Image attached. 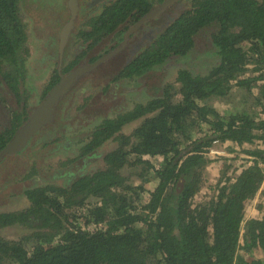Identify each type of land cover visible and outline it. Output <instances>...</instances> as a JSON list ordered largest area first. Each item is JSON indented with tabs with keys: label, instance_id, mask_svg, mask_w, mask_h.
Masks as SVG:
<instances>
[{
	"label": "trees",
	"instance_id": "1",
	"mask_svg": "<svg viewBox=\"0 0 264 264\" xmlns=\"http://www.w3.org/2000/svg\"><path fill=\"white\" fill-rule=\"evenodd\" d=\"M30 1L0 0V154L35 109L20 10ZM40 1L24 15L36 18ZM163 1L87 7L73 38L85 48L70 68L115 53L75 80L26 147L0 159V230H31L0 236V264H264L260 201L247 218L264 178V0H178L125 39ZM136 33L144 39L133 48ZM234 88L242 109L204 104ZM215 142L242 148L252 165L224 166L197 203ZM23 199L27 207L3 209Z\"/></svg>",
	"mask_w": 264,
	"mask_h": 264
},
{
	"label": "rangeland",
	"instance_id": "2",
	"mask_svg": "<svg viewBox=\"0 0 264 264\" xmlns=\"http://www.w3.org/2000/svg\"><path fill=\"white\" fill-rule=\"evenodd\" d=\"M67 6L68 0H41L40 10L38 11V21H36L32 16L28 14L24 15V11L26 12V7H30V9L31 7H34L37 9L36 0H31L30 6L24 4V6L20 7L21 15H23L22 19L24 20V24L26 26L28 38L27 47L29 50V58H27L26 65L32 67L28 70L26 69L28 74L26 88L28 89L29 95L33 103H38L40 101V99L43 97V94L46 92L51 82L53 81L57 68L56 64H47L45 61L41 60L39 55H42L44 53L43 47H45L46 45H56V35L58 34L63 23L69 17ZM35 24H37L36 27ZM53 52H56V50ZM36 58H38L37 61H39L38 65L35 64L33 66L34 59ZM248 68L251 69L252 66H249ZM102 70L105 71V74L108 73L107 67H100L99 72H101ZM247 74L252 73L248 72ZM98 76H96V78ZM130 85H132V83H130ZM253 92L256 94L257 90L254 89ZM84 93L85 90L83 91V94L79 99L80 101L84 99ZM244 98V94L242 95L241 91L234 88L225 99L211 98L205 101L204 104L217 111L228 109L229 106L230 108L236 106V109H242L241 101H244ZM73 101H75L74 96L68 95L63 105L68 106L69 103ZM139 124L140 122L129 124L127 127L122 129V133L125 135L130 134L132 130L135 129V127H137ZM246 147L250 146L248 145L245 146V148ZM241 150L242 148L237 147H234V149L231 146L224 147L223 153L221 151L219 152V157L221 160L217 159L218 157H215L214 159L216 160H214V163H210L204 169L205 183L203 184L202 190L196 197L197 203L205 202L211 197L210 195L213 192L214 185L218 181V178L221 175L224 166L231 165V168L228 171L230 172L232 168L241 166L243 164L246 155L241 153ZM56 160H59V158H48L47 164H54ZM27 205L28 203L23 199L21 201H14L12 204L4 207L3 209L6 211H14L27 207ZM30 234V229H25L16 226L0 230V236L10 240H18L21 237H25ZM27 248H32V243H28Z\"/></svg>",
	"mask_w": 264,
	"mask_h": 264
},
{
	"label": "water",
	"instance_id": "3",
	"mask_svg": "<svg viewBox=\"0 0 264 264\" xmlns=\"http://www.w3.org/2000/svg\"><path fill=\"white\" fill-rule=\"evenodd\" d=\"M178 0H165L162 4L157 6L147 15H145L142 19H140L126 34L125 39L128 37L129 34L136 31L143 23L147 22L150 19H155L158 15L169 5L173 4ZM77 3L75 0H70L68 3V7L71 11V19L70 21L63 27L61 30V38L67 34L72 27L73 19L76 15V8ZM121 49V48H120ZM115 52L109 53L108 55L104 56L103 58L99 59L96 63L91 66L79 68L75 71L71 72L67 76L61 77L60 81L55 85V87L49 92L46 96L44 101L35 109L28 121L16 132L13 136L11 141L5 146L0 154V159L6 154L13 153L17 150H20L27 146L29 139L37 133L42 127L47 125L51 120V114L53 107L55 106L56 102L59 98L65 94L67 89L69 88L70 84L73 82L75 78H77L81 73L87 72L95 68L98 64H101L109 57L114 55Z\"/></svg>",
	"mask_w": 264,
	"mask_h": 264
},
{
	"label": "flooded vegetation",
	"instance_id": "4",
	"mask_svg": "<svg viewBox=\"0 0 264 264\" xmlns=\"http://www.w3.org/2000/svg\"><path fill=\"white\" fill-rule=\"evenodd\" d=\"M69 1L70 0H68V3H69ZM75 1L77 3V5H76L77 8H76V11H75L76 12V15H75V17L73 19V24H72V27L70 28L69 32L67 34H65L61 38V33H60L61 30L63 29V27H65V25L71 19V11H70L69 7L67 6L69 17L63 23V25L61 26L58 34L56 35V42H57L56 45L55 46L46 45L45 47H43L44 53L42 55H39L40 58H41V60L45 61L47 64H50V63L56 64V67L57 68H56L55 73L58 76V81L56 82V84L60 81L61 77L69 75L71 72L75 71L76 69L91 66V65H93L94 63H96L98 61L97 60L96 62H94L92 64H89L87 61H81L80 60V61H77V63L75 62L71 68L69 66L72 62H74L75 60L78 59V56L82 53V51L85 48L84 46H80L79 44L77 45V43L75 42V40L73 41V38L76 39V35L75 34L77 33V30H75V27H77V25L79 24L80 19L81 20L83 18H86L87 19V17L90 15L89 10L87 9V7L89 8V7L93 6V5L101 2L102 0H91V1H87V0H75ZM86 2H89V3H86ZM81 14H83V15H81ZM34 19L36 21H38V16L36 18H34ZM36 25L37 24H35V27H36ZM129 31H130V29H129ZM144 31H145V29H144ZM145 34H148V31H147V33L145 32L144 35ZM74 35H75V37H74ZM130 35L131 34H129L128 37ZM144 35L141 36V34L136 33V35L133 38L134 39L133 42H135V43L134 44H131L133 48H135L136 46L137 47L140 46L142 40L144 39ZM137 40H140V41H137ZM124 44H125V42L122 43V45L120 47L121 49L125 46ZM54 47H56V48H54ZM55 50H56V52H53ZM27 58H29V53H28V57ZM37 59L38 58L34 59V61L38 63L39 61H37ZM98 65H100V64H98ZM98 65L96 67H98ZM92 70H90V71H92ZM90 71L83 72L79 76L84 75V74H86V73H88ZM79 76L73 80V82L70 84V86L67 89V91L70 89V87L72 85H74L75 80H77L79 78ZM55 85L47 92V95L55 87ZM46 96L43 99H40V101L38 103H36V102L34 103L35 109H37V107L44 101V99L46 98ZM54 110H55V106L53 107L52 114H51V118H53ZM64 110L65 109L61 108L60 109V112L63 113Z\"/></svg>",
	"mask_w": 264,
	"mask_h": 264
},
{
	"label": "built area",
	"instance_id": "5",
	"mask_svg": "<svg viewBox=\"0 0 264 264\" xmlns=\"http://www.w3.org/2000/svg\"><path fill=\"white\" fill-rule=\"evenodd\" d=\"M228 143H223L220 144L218 142L214 143V147L211 148L209 154L212 155L213 157H219L220 154L219 152L221 151L223 153V149L224 147L228 146ZM247 159V161L245 160ZM244 161H243V166L248 167L252 165V159L250 157H245ZM259 201L261 202V204L264 206V178L263 181L261 183V186L255 196L254 201L251 203V205L249 206L247 212H248V216H249V212H256V205L257 203H259Z\"/></svg>",
	"mask_w": 264,
	"mask_h": 264
},
{
	"label": "crops",
	"instance_id": "6",
	"mask_svg": "<svg viewBox=\"0 0 264 264\" xmlns=\"http://www.w3.org/2000/svg\"><path fill=\"white\" fill-rule=\"evenodd\" d=\"M228 146H230V145H228ZM226 147H227V146H226ZM255 213H256V212H255ZM255 213L251 211V212H249V216H248V212H247V216H248L247 218H249V217H253V215H254Z\"/></svg>",
	"mask_w": 264,
	"mask_h": 264
}]
</instances>
